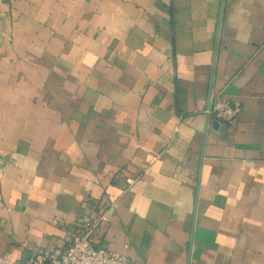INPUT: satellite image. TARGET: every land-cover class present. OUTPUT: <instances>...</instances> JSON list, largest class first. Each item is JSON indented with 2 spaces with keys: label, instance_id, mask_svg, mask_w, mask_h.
<instances>
[{
  "label": "crops",
  "instance_id": "0c3cea01",
  "mask_svg": "<svg viewBox=\"0 0 264 264\" xmlns=\"http://www.w3.org/2000/svg\"><path fill=\"white\" fill-rule=\"evenodd\" d=\"M112 200L135 264H264V0H0V264Z\"/></svg>",
  "mask_w": 264,
  "mask_h": 264
},
{
  "label": "built area",
  "instance_id": "2783aa9c",
  "mask_svg": "<svg viewBox=\"0 0 264 264\" xmlns=\"http://www.w3.org/2000/svg\"><path fill=\"white\" fill-rule=\"evenodd\" d=\"M240 111V106L223 93L213 97L209 107V113L226 124L234 123ZM176 131H181L180 126ZM139 178L140 176H125L122 179L124 191L130 190ZM115 203L116 201L112 200L108 205L101 206L97 202L94 203L92 212L80 213L76 228L70 232L69 244L63 252L57 253L32 247V257L29 261L15 262L10 259V255H7L1 260V264H135L125 254L117 253L105 246L100 248L95 246L111 225V209Z\"/></svg>",
  "mask_w": 264,
  "mask_h": 264
},
{
  "label": "water",
  "instance_id": "95a60500",
  "mask_svg": "<svg viewBox=\"0 0 264 264\" xmlns=\"http://www.w3.org/2000/svg\"><path fill=\"white\" fill-rule=\"evenodd\" d=\"M210 107V106H209ZM209 116H210V114H209Z\"/></svg>",
  "mask_w": 264,
  "mask_h": 264
}]
</instances>
